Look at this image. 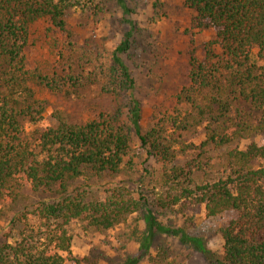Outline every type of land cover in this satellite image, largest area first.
I'll return each mask as SVG.
<instances>
[{
  "label": "trees",
  "instance_id": "1",
  "mask_svg": "<svg viewBox=\"0 0 264 264\" xmlns=\"http://www.w3.org/2000/svg\"><path fill=\"white\" fill-rule=\"evenodd\" d=\"M90 2L0 0V212L17 203L21 191L48 196L29 214L24 231L0 245V264H65L63 254L71 256L73 222L107 230L141 211L125 187L103 202L88 201L86 191L73 188L130 168L125 160L134 139L138 150L156 161L162 176L176 188L172 204L183 210L203 206L209 219L227 216L219 231L222 260L185 230L161 226L148 216L150 230L151 225L177 238L210 264H264V0H183L194 14L192 28L211 30L214 36L203 49V62L190 60V83L176 93L174 115L142 127L135 83L120 57L126 49L123 42L112 54L109 69L100 74L101 93L115 103L112 112L83 123H69L61 116L49 123L46 104L35 97L31 85L56 92L65 86L61 83L76 90L85 80H58L29 69L25 50L30 27L46 19L62 30L68 14ZM123 10L127 13L124 5ZM180 106L192 112L182 113ZM26 125L38 128L33 143L22 139ZM188 131L200 132L199 147L183 140ZM260 135L263 141L257 143ZM195 149L200 156L205 150L224 153L222 173L207 178L208 167L176 165ZM197 173L202 174L199 181ZM147 241L144 238L140 251H145Z\"/></svg>",
  "mask_w": 264,
  "mask_h": 264
},
{
  "label": "rangeland",
  "instance_id": "2",
  "mask_svg": "<svg viewBox=\"0 0 264 264\" xmlns=\"http://www.w3.org/2000/svg\"><path fill=\"white\" fill-rule=\"evenodd\" d=\"M193 16L183 0H93L87 7L72 10L62 30L46 19L34 23L25 50L28 68L58 80H67L70 76L85 80L76 90L61 83L65 86L56 92L32 84L35 97L46 104L45 119L55 123L56 117L61 116L69 123H83L102 112H112L115 103L112 97L101 93L104 80L100 74L109 69L112 54L123 42L126 49L120 57L135 83L134 97L142 109V127L148 129L159 119L174 115L178 111L174 97L190 83V60L203 62V49L214 36L211 30L193 29ZM252 53L256 55L257 51L254 49ZM186 109L179 107L182 113ZM187 110L192 112L190 108ZM37 129L26 125L22 139L33 143ZM183 140L199 147L202 137L200 132L194 135L188 131ZM254 141L262 143V136ZM131 147L125 160L131 162L130 168L125 166L114 177L79 182L73 188L86 191L88 201L103 202L114 191L125 187L126 195L139 204L141 211L128 215L107 230H94L87 228L85 222H73L69 226L71 256L63 254L65 264H210L177 238L159 233L149 224L150 230L148 216L161 226L185 230L189 237L201 240L216 259L222 260L219 231L227 216L209 219L203 206L183 210L180 204H172L177 191L162 176V167L153 159H146L135 139ZM204 152L200 156V150H188L176 165L190 162L194 167H208L207 178L221 174L225 154ZM196 176L199 181L202 174ZM45 199H48L45 193L21 191L17 203L3 208L0 245L24 231L25 223H30L29 214ZM144 238H148L147 246L145 251H140Z\"/></svg>",
  "mask_w": 264,
  "mask_h": 264
}]
</instances>
